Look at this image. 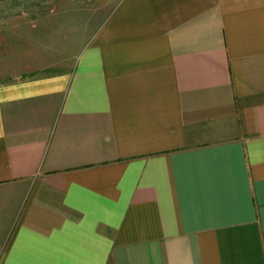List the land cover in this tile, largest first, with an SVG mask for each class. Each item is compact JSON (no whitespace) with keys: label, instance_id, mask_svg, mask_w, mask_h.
Returning a JSON list of instances; mask_svg holds the SVG:
<instances>
[{"label":"crops","instance_id":"obj_1","mask_svg":"<svg viewBox=\"0 0 264 264\" xmlns=\"http://www.w3.org/2000/svg\"><path fill=\"white\" fill-rule=\"evenodd\" d=\"M0 264H264V0H119L0 84Z\"/></svg>","mask_w":264,"mask_h":264},{"label":"rangeland","instance_id":"obj_2","mask_svg":"<svg viewBox=\"0 0 264 264\" xmlns=\"http://www.w3.org/2000/svg\"><path fill=\"white\" fill-rule=\"evenodd\" d=\"M119 0H0V84L70 70Z\"/></svg>","mask_w":264,"mask_h":264}]
</instances>
